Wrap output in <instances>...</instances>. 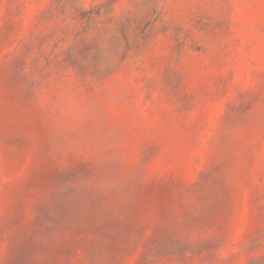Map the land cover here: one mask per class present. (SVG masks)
Segmentation results:
<instances>
[{
  "label": "rangeland",
  "instance_id": "1",
  "mask_svg": "<svg viewBox=\"0 0 264 264\" xmlns=\"http://www.w3.org/2000/svg\"><path fill=\"white\" fill-rule=\"evenodd\" d=\"M0 264H264V0H0Z\"/></svg>",
  "mask_w": 264,
  "mask_h": 264
}]
</instances>
